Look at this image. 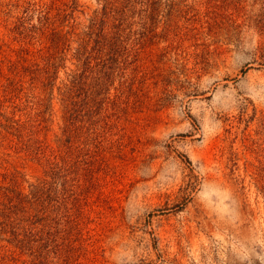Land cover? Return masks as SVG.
<instances>
[{
    "label": "rangeland",
    "instance_id": "374dc122",
    "mask_svg": "<svg viewBox=\"0 0 264 264\" xmlns=\"http://www.w3.org/2000/svg\"><path fill=\"white\" fill-rule=\"evenodd\" d=\"M0 264H264V0H0Z\"/></svg>",
    "mask_w": 264,
    "mask_h": 264
},
{
    "label": "trees",
    "instance_id": "16d2710c",
    "mask_svg": "<svg viewBox=\"0 0 264 264\" xmlns=\"http://www.w3.org/2000/svg\"><path fill=\"white\" fill-rule=\"evenodd\" d=\"M103 7H105V6H103ZM103 10H104V9H103ZM106 14H107L106 12L103 13V18H107V17H108ZM44 22H45V21H44ZM44 24H45V23H43L42 26H44ZM72 87H73V90H74V91H71V92L74 93V96H77L76 94H77L78 92H77V88H76V81H75V79H73V81H72ZM74 103H75V102H74Z\"/></svg>",
    "mask_w": 264,
    "mask_h": 264
}]
</instances>
